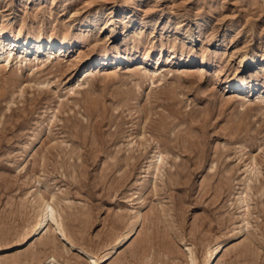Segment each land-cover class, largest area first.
Wrapping results in <instances>:
<instances>
[{
  "label": "rangeland",
  "instance_id": "374dc122",
  "mask_svg": "<svg viewBox=\"0 0 264 264\" xmlns=\"http://www.w3.org/2000/svg\"><path fill=\"white\" fill-rule=\"evenodd\" d=\"M42 198L57 232L22 239ZM219 242L212 264H264V0H0V264Z\"/></svg>",
  "mask_w": 264,
  "mask_h": 264
},
{
  "label": "bare ground",
  "instance_id": "6f19581e",
  "mask_svg": "<svg viewBox=\"0 0 264 264\" xmlns=\"http://www.w3.org/2000/svg\"><path fill=\"white\" fill-rule=\"evenodd\" d=\"M65 44V42H64V40H52V39H48V40H46L45 42H41L40 43V46H42V47H47L48 46V48H53V47H55V46H57V45H59V46H63ZM115 58H124V55H117ZM249 61H250V59H248ZM241 86H244V88L243 89H247V87H248V85L247 84H244V85H241ZM162 155V154H161ZM160 155V159H161V156ZM156 158V157H155ZM54 215H55V209H54V207H53V205H52V202H50L49 200H46V199H44V198H42L41 199V203H40V210H39V212H38V216H37V219H36V221L34 222V224H33V226H32V228H31V230H30V232H27L25 235H23L22 236V239H25L27 236H29V234H31V233H40L44 228H48V230L50 231V233H53L56 229H57V226H58V224H56V222L57 221H55V217H54ZM53 222H55V224L57 225L56 227H55V229L53 228ZM60 226H62V225H60ZM59 227V226H58ZM63 229V228H62ZM60 231H61V229H60ZM132 231H133V224H129L127 227H126V230H125V232L124 233H122V235L120 236L119 235V237H114L115 239H114V245H112L110 248H115L119 243H120V239L121 240H123V239H126L127 237H129L130 235H131V233H132ZM56 232H57V230H56ZM63 232V231H62ZM62 232H61V234H62ZM54 234V233H53ZM50 235V237L47 239L48 241H43V242H45V244H48L49 243V246H50V242H54V240H55V236L54 235ZM62 236V235H61ZM64 239H66V238H64ZM63 240V239H62ZM71 240V239H70ZM65 241V240H64ZM67 241H68V239H67ZM69 242V241H68ZM71 242V241H70ZM73 242V241H72ZM71 242V243H72ZM66 243V242H65ZM53 245V244H52ZM55 245V244H54ZM70 245V244H69ZM72 245V244H71ZM47 246V245H46ZM49 246H47V247H49ZM108 246V245H107ZM223 242H219V243H217V244H215L214 245V247H211L209 250H208V253H207V255H206V258H205V261H204V264H212L213 262H214V260H215V258L216 257H214L215 256V254L219 251V250H221L222 248H223ZM44 247H45V245H44ZM55 247V246H54ZM50 248V247H49ZM65 248V247H64ZM63 248V249H64ZM108 248V247H107ZM57 249V248H56ZM66 249V248H65ZM106 250V249H105ZM104 250V251H105ZM115 250V249H114ZM55 251V250H54ZM60 251H61V253L62 252H64L62 249L60 250V249H58V254H60ZM65 251H67V250H65ZM112 251H113V249H112ZM56 252V253H57ZM67 253V252H66ZM111 253V251L110 250H106L104 253H102L101 255H99V256H97V257H94L93 259H91L90 261H88L87 262V264H98V263H100V262H104L105 260H107L106 258L108 257V255ZM53 256V255H52ZM62 256V255H61ZM34 257V256H33ZM47 257V256H46ZM152 257V256H151ZM25 258V257H24ZM51 258V257H50ZM49 257H48V259H50ZM27 259V258H26ZM29 259V258H28ZM31 259V258H30ZM46 259V258H45ZM41 261V260H40ZM39 261V262H40ZM47 261V260H46ZM49 261V260H48ZM11 262H12V264H25V263H27V262H25V260H24V262H23V260L22 259H20V256H19V258H14V259H11L10 260V263L9 264H11ZM51 262V261H50ZM141 262L142 263H144V264H147L146 263V260H144V259H142L141 258ZM47 262H45V260L43 261V262H40V263H38V264H46ZM28 264V263H27ZM48 264H50V263H48ZM149 264V263H148ZM155 264H158V263H155Z\"/></svg>",
  "mask_w": 264,
  "mask_h": 264
}]
</instances>
